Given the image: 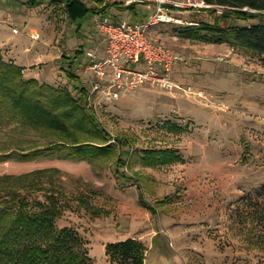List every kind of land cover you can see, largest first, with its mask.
<instances>
[{
    "label": "rangeland",
    "instance_id": "rangeland-1",
    "mask_svg": "<svg viewBox=\"0 0 264 264\" xmlns=\"http://www.w3.org/2000/svg\"><path fill=\"white\" fill-rule=\"evenodd\" d=\"M82 1L100 8L101 0ZM104 1L117 4L104 16L115 21L145 22L154 14L153 7L123 11L118 0ZM210 10L180 11L184 24L157 25L148 33L183 59L175 68V80L203 90L205 101L144 87L117 102L101 103L89 101L87 57L81 53L75 62V54L97 45L105 49L98 27L103 16L89 14L73 23L58 2L0 0V60L22 68L25 80L76 97L86 89L83 103L96 125L108 132L112 143L124 145L119 152L127 159L126 167L119 171L116 160H71L66 153L51 156L50 151L26 160L19 150L44 148L51 139L17 125L0 128V177L59 170L69 205L57 226L79 233L93 264H119L106 255L107 245L133 240L146 248L143 264H264V226L242 202L264 186V55L178 34L192 27L190 23L200 27L224 15ZM260 21L264 23L232 15L222 25ZM67 71L77 80L70 82ZM151 150L173 151L182 162L154 169L135 158ZM125 176L139 178L156 215L140 205L136 179ZM80 199L102 215L93 216Z\"/></svg>",
    "mask_w": 264,
    "mask_h": 264
},
{
    "label": "trees",
    "instance_id": "trees-1",
    "mask_svg": "<svg viewBox=\"0 0 264 264\" xmlns=\"http://www.w3.org/2000/svg\"><path fill=\"white\" fill-rule=\"evenodd\" d=\"M44 1L64 4L67 18L73 23L85 19L89 14L106 16L109 8L117 6L106 5L101 0L98 2L100 8L96 10L89 8L82 0ZM205 1L209 5L231 9H226L223 17L214 18L213 23L181 28L179 35L208 43L231 44L264 55L262 21L245 26L222 25L232 15L247 22L264 19V0ZM246 7L262 13L249 14L242 10ZM135 8L134 5L127 6L123 11H134ZM210 11L205 9L199 12ZM213 13L216 14L215 11ZM80 31L81 28L78 33ZM81 53V50L76 52L75 62ZM68 78L70 82L77 80L72 73H68ZM85 90L80 89L79 97H76L66 90L41 84L34 79L25 80L22 68L0 60V128L17 125L51 139L44 148L19 150L26 160H37L50 151L48 154L51 156L66 153L67 159L71 160H116L119 171L126 167L127 159L120 154L121 149H125L124 145L112 143L108 132L96 125L92 111L83 103L87 98ZM135 158L154 169L182 162L181 157L169 150L139 152ZM60 176L61 172L52 168L0 177V264H93L87 244L79 233L72 228L57 226L69 205L65 191L59 185ZM125 177L136 179L140 205L156 215L155 208L146 201L142 187L138 185L139 178ZM40 197H44V200ZM80 200L93 216L102 215V211L97 213L85 200ZM242 202L253 210L255 221L263 227L264 186L255 195L245 196ZM145 251V246L134 240L106 247V255L119 264H143Z\"/></svg>",
    "mask_w": 264,
    "mask_h": 264
},
{
    "label": "built area",
    "instance_id": "built-area-1",
    "mask_svg": "<svg viewBox=\"0 0 264 264\" xmlns=\"http://www.w3.org/2000/svg\"><path fill=\"white\" fill-rule=\"evenodd\" d=\"M109 1V0H106ZM113 1V0H110ZM117 1V0H115ZM122 6L153 7L154 14L145 22L115 21L102 17L98 27L104 36L105 49L97 45L93 50L82 51L87 57L85 72L89 85V101L114 103L140 88H155L174 94L206 100L203 90L183 87L174 77L176 66L183 59L150 38L149 30L157 25L184 24L178 12H199L216 9L219 15L227 6L209 5L205 0H118ZM245 12L258 13L248 7ZM188 25L197 26L196 23ZM17 32V31H16ZM33 34L32 39H37ZM235 54L231 48L230 55ZM224 58H217L223 61Z\"/></svg>",
    "mask_w": 264,
    "mask_h": 264
},
{
    "label": "crops",
    "instance_id": "crops-1",
    "mask_svg": "<svg viewBox=\"0 0 264 264\" xmlns=\"http://www.w3.org/2000/svg\"><path fill=\"white\" fill-rule=\"evenodd\" d=\"M259 69L261 70L262 68L259 67ZM263 71V70H262Z\"/></svg>",
    "mask_w": 264,
    "mask_h": 264
}]
</instances>
